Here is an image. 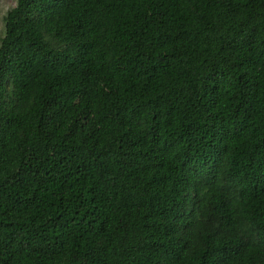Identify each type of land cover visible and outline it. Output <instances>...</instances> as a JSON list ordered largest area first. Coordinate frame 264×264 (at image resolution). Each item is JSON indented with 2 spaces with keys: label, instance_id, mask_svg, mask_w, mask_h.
<instances>
[{
  "label": "trees",
  "instance_id": "trees-1",
  "mask_svg": "<svg viewBox=\"0 0 264 264\" xmlns=\"http://www.w3.org/2000/svg\"><path fill=\"white\" fill-rule=\"evenodd\" d=\"M15 1L0 264H264V0Z\"/></svg>",
  "mask_w": 264,
  "mask_h": 264
},
{
  "label": "rangeland",
  "instance_id": "rangeland-1",
  "mask_svg": "<svg viewBox=\"0 0 264 264\" xmlns=\"http://www.w3.org/2000/svg\"><path fill=\"white\" fill-rule=\"evenodd\" d=\"M15 0H0V41L4 36V18L9 10L15 7Z\"/></svg>",
  "mask_w": 264,
  "mask_h": 264
}]
</instances>
